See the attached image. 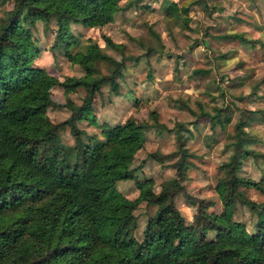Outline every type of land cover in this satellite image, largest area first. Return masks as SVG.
<instances>
[{
  "label": "trees",
  "instance_id": "16d2710c",
  "mask_svg": "<svg viewBox=\"0 0 264 264\" xmlns=\"http://www.w3.org/2000/svg\"><path fill=\"white\" fill-rule=\"evenodd\" d=\"M10 1L11 7L0 17V264H264V202H253L239 189L248 187L264 197V181L234 174L241 159L258 155L247 147L249 139L240 123L226 135L231 153L222 164L225 177L216 186L222 210L206 212L211 201L185 192L181 182L192 155L177 129V158L170 165L175 176L162 181L157 192L137 184V199L155 209L145 220L141 239H135V201L119 194L113 185L133 177L136 167L130 162L142 145L146 124L127 119L105 127L101 144L93 139L84 142L85 133L76 122H92L89 111L98 82L106 79L114 91L122 61L105 54L95 43L88 42L84 51L69 50L76 42L70 25L91 28L110 23L121 8L119 0ZM195 1H169L165 8L175 15ZM36 21L51 32L50 48L77 64L81 76L58 80L31 65L38 49L26 25ZM223 36L248 42L240 34ZM102 39L111 49L123 48L107 36ZM98 61L113 66L107 75L99 73ZM53 85L64 92L77 87L83 90L78 105L65 101L69 116L59 123H52L44 113L51 103L49 88ZM202 114L208 116L210 125L223 127L229 120L226 109ZM151 119L157 128H163L153 112ZM63 127L72 138L68 153L59 138ZM148 156L156 161L163 158L156 152ZM177 193L195 202L190 224L173 205ZM235 202L253 215L252 231L230 219ZM209 233L217 237L211 238Z\"/></svg>",
  "mask_w": 264,
  "mask_h": 264
},
{
  "label": "rangeland",
  "instance_id": "374dc122",
  "mask_svg": "<svg viewBox=\"0 0 264 264\" xmlns=\"http://www.w3.org/2000/svg\"><path fill=\"white\" fill-rule=\"evenodd\" d=\"M129 1L132 3L126 6ZM169 1L179 0H119L121 8L110 23L91 28L70 25L76 37L70 52L84 51L88 42L95 43L102 52L122 61L114 91L106 79L98 82L89 111L92 122H76L85 133L84 142L93 139L101 144L105 127L127 119L146 124L142 145L133 152L130 162L131 167H136L133 177L113 185L119 194L135 201L132 234L137 240L142 237L146 218L155 209L137 199V184L144 183L157 192L162 181L175 176L170 165L177 158V129L192 155L181 183L193 198L212 202L206 212L222 210L216 186L225 177L222 164L231 153L226 135L232 133L237 122L249 139L247 147L258 155L241 159L234 174L264 181V0H196L175 15L166 11ZM10 7V0L1 3L0 17ZM26 27L38 49L30 62L32 66L43 68L58 80L83 74L77 64L50 48L52 34L40 21ZM224 34H240L248 42L226 38ZM102 36L122 43V50L105 46ZM97 68L101 75H107L113 66L98 61ZM82 95L80 87L64 92L58 85L51 86V103L44 108L45 115L52 123L63 121L69 116L65 101L78 105ZM215 108L226 109L229 115L223 127L210 125L208 116L202 114H211ZM258 109L262 111L249 113ZM151 112L163 128L155 126ZM59 138L68 153L72 138L67 127L59 131ZM151 152L163 158L156 161L148 156ZM239 189L253 202H264V197L253 189ZM173 205L186 224L193 222L194 201L177 193ZM187 208L194 210L191 219L184 211ZM230 219L252 231L254 217L244 205L235 202ZM208 236L214 238L217 234Z\"/></svg>",
  "mask_w": 264,
  "mask_h": 264
},
{
  "label": "clouds",
  "instance_id": "9594fccd",
  "mask_svg": "<svg viewBox=\"0 0 264 264\" xmlns=\"http://www.w3.org/2000/svg\"><path fill=\"white\" fill-rule=\"evenodd\" d=\"M184 211H185V213L188 214L189 219H191L192 218V213H193L194 210L191 209V208H187V209H184Z\"/></svg>",
  "mask_w": 264,
  "mask_h": 264
}]
</instances>
